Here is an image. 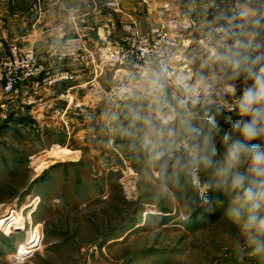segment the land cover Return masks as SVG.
I'll use <instances>...</instances> for the list:
<instances>
[{"label":"rangeland","instance_id":"1","mask_svg":"<svg viewBox=\"0 0 264 264\" xmlns=\"http://www.w3.org/2000/svg\"><path fill=\"white\" fill-rule=\"evenodd\" d=\"M119 85L105 105L66 113L0 106V264H238L241 246L242 264H264L226 200L199 217L191 185L165 188L108 130Z\"/></svg>","mask_w":264,"mask_h":264},{"label":"clouds","instance_id":"2","mask_svg":"<svg viewBox=\"0 0 264 264\" xmlns=\"http://www.w3.org/2000/svg\"><path fill=\"white\" fill-rule=\"evenodd\" d=\"M169 29L183 35L145 51L114 90L107 128L165 188L191 185L199 217L226 200L264 261V0H186Z\"/></svg>","mask_w":264,"mask_h":264},{"label":"crops","instance_id":"3","mask_svg":"<svg viewBox=\"0 0 264 264\" xmlns=\"http://www.w3.org/2000/svg\"><path fill=\"white\" fill-rule=\"evenodd\" d=\"M116 1L109 6L108 2ZM186 0H0V59L12 45L33 48L46 66L69 70L74 79L52 87H22L17 97L4 93L0 72V106L13 115L32 109L46 112L47 107L58 113L106 104L112 86L122 83L130 70L113 65L110 53L123 42L124 24L137 21L140 32L149 33L167 27L176 19ZM82 34L94 53L86 61L60 59L55 47L69 37ZM111 107L105 110L109 111ZM5 114V116H6ZM122 145V144H121ZM123 147V146H121Z\"/></svg>","mask_w":264,"mask_h":264},{"label":"built area","instance_id":"4","mask_svg":"<svg viewBox=\"0 0 264 264\" xmlns=\"http://www.w3.org/2000/svg\"><path fill=\"white\" fill-rule=\"evenodd\" d=\"M116 4V1L108 2L109 6ZM124 30L123 42L118 49L110 53L109 61L131 72L143 64L146 50L156 47L166 38L177 39L171 36L167 27H157L149 33H142L134 19L124 24ZM53 54L60 59L86 61L94 53L84 35L77 34L60 42ZM0 72L4 81V93L15 97L21 94L25 84H30L34 88L52 87L75 77L72 71L46 67L33 48L19 45H12L8 53L0 59Z\"/></svg>","mask_w":264,"mask_h":264},{"label":"bare ground","instance_id":"5","mask_svg":"<svg viewBox=\"0 0 264 264\" xmlns=\"http://www.w3.org/2000/svg\"><path fill=\"white\" fill-rule=\"evenodd\" d=\"M13 215V214H12ZM7 216H9V215H5L4 214V216H2L1 218H0V223H2L6 218H7ZM8 224V223H7Z\"/></svg>","mask_w":264,"mask_h":264}]
</instances>
